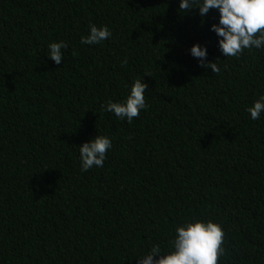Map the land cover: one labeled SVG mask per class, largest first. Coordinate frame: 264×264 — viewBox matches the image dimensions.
<instances>
[{
    "label": "trees",
    "instance_id": "obj_1",
    "mask_svg": "<svg viewBox=\"0 0 264 264\" xmlns=\"http://www.w3.org/2000/svg\"><path fill=\"white\" fill-rule=\"evenodd\" d=\"M178 4L0 0V264H137L192 216L222 224L219 264H264V114L246 112L264 93V49L224 57L218 12L202 23ZM91 24L111 39L81 44ZM137 78L148 108L131 123L106 112ZM97 134L112 149L82 172L77 146Z\"/></svg>",
    "mask_w": 264,
    "mask_h": 264
},
{
    "label": "clouds",
    "instance_id": "obj_2",
    "mask_svg": "<svg viewBox=\"0 0 264 264\" xmlns=\"http://www.w3.org/2000/svg\"><path fill=\"white\" fill-rule=\"evenodd\" d=\"M198 9L201 22L210 10L218 12V21L210 25L209 30L217 39V49L226 58L238 57L244 50L264 49V0H179L178 10L188 14ZM112 37L106 26L89 25L88 34L81 37V44H101ZM68 45L64 41L51 42L47 46V57L60 65L64 60L63 49ZM199 66L211 69L219 74L221 68L217 60L207 59L206 45L195 42L188 49ZM125 60L122 63H126ZM148 88L141 78L134 79L127 88L126 96L117 102L108 101L104 110L117 119L131 123L142 110L148 108L145 92ZM249 118L259 120L264 114V93L246 107ZM80 170L86 172L93 167L102 168L108 151L112 149V140L97 134L94 138L77 146ZM225 233L221 223L214 219H200L192 216L174 227L166 248L158 243L152 244L147 251L135 257L137 264H219L223 255L222 247Z\"/></svg>",
    "mask_w": 264,
    "mask_h": 264
}]
</instances>
